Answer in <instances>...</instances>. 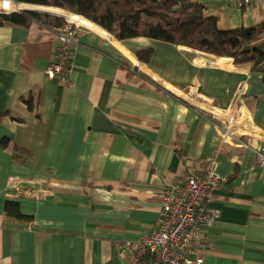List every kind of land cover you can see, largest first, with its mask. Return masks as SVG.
Returning <instances> with one entry per match:
<instances>
[{
  "label": "crops",
  "instance_id": "1",
  "mask_svg": "<svg viewBox=\"0 0 264 264\" xmlns=\"http://www.w3.org/2000/svg\"><path fill=\"white\" fill-rule=\"evenodd\" d=\"M197 1L223 30L264 21V0L243 8ZM98 28L106 34L74 29L71 66L59 82L45 74L56 31L0 25V264H126L117 243L156 229L161 187L210 167L228 180L204 204L218 213L202 227L210 244L203 264H264L261 73L230 57L143 36L118 40ZM147 48L149 60H138ZM242 86L236 108L246 123L228 115ZM6 199L32 221L6 219Z\"/></svg>",
  "mask_w": 264,
  "mask_h": 264
},
{
  "label": "trees",
  "instance_id": "2",
  "mask_svg": "<svg viewBox=\"0 0 264 264\" xmlns=\"http://www.w3.org/2000/svg\"><path fill=\"white\" fill-rule=\"evenodd\" d=\"M13 1L57 7L83 15L118 40L143 36L230 57L236 67L260 72L264 83V21L250 27L223 30L217 26L216 17L205 15L204 6L197 0ZM31 22L56 32L66 23L62 17L28 9L0 13V25L27 26ZM151 53L150 48L142 49L136 52V57L147 62ZM26 103L31 107L30 100ZM20 154L13 151L12 158L18 160ZM4 215L8 220L32 221V216L22 213L19 202L13 199L4 201Z\"/></svg>",
  "mask_w": 264,
  "mask_h": 264
},
{
  "label": "built area",
  "instance_id": "3",
  "mask_svg": "<svg viewBox=\"0 0 264 264\" xmlns=\"http://www.w3.org/2000/svg\"><path fill=\"white\" fill-rule=\"evenodd\" d=\"M252 1L254 0H227L228 4L237 8H243ZM19 4L13 0H0V11H18L21 7ZM67 14L69 13L63 12L62 15L66 17ZM79 27L92 28L68 19L56 32L59 46L46 68L48 79L66 81L72 58L70 48L76 43L74 29ZM242 93L243 86L239 88L233 109L228 114L230 121L239 117L243 121L248 120L244 110L236 108ZM225 138L223 133V139ZM257 161L264 163V153H257ZM227 180V176L218 174L210 167L205 173L190 170L183 174L180 181L163 185L160 189L162 207L156 220V229L136 240L117 243L120 253L127 257L126 264H203L201 251L208 250L210 244L202 227L209 226L218 213L215 210L208 214L204 204L210 198L211 191Z\"/></svg>",
  "mask_w": 264,
  "mask_h": 264
},
{
  "label": "rangeland",
  "instance_id": "4",
  "mask_svg": "<svg viewBox=\"0 0 264 264\" xmlns=\"http://www.w3.org/2000/svg\"><path fill=\"white\" fill-rule=\"evenodd\" d=\"M18 3H22V4H24L23 6H21L19 9L21 10V9H25V8H29V7H32V6H35L36 4H28V3H23V2H18ZM40 7V8H36L37 10H41V7L42 8H49L50 9V11H51V13H49V14H53V15H56V16H59V17H62L64 20H65V22H66V20H68L66 17H63V12H67V13H71V14H77V13H73V12H71V11H69V10H66V9H61V8H57V7H50V6H47V7H44V6H41V5H36V7ZM51 9H56V11L54 10V11H52ZM35 10V9H34ZM61 11H63V12H61ZM54 12V13H53ZM0 13H1V11H0ZM77 15H79V16H81L82 18H84V19H86V20H89V19H87L86 17H84L83 15H80V14H77ZM89 21H91V20H89ZM95 26H98L97 24H95L93 21H91ZM98 27H100V26H98Z\"/></svg>",
  "mask_w": 264,
  "mask_h": 264
},
{
  "label": "bare ground",
  "instance_id": "5",
  "mask_svg": "<svg viewBox=\"0 0 264 264\" xmlns=\"http://www.w3.org/2000/svg\"><path fill=\"white\" fill-rule=\"evenodd\" d=\"M24 4H19V6H23ZM42 8V7H41ZM45 9H47V10H50L49 8H45ZM52 11H56V9H51ZM66 18L67 19H70V20H74V21H76V22H79V23H81V24H84V25H87V26H90V27H92V28H94V29H96V30H99V28L97 27V26H95L91 21H89V20H85L84 18H82L81 16H75L74 14H67L66 15ZM99 31H101V32H103V33H105L104 31H102V30H99ZM106 34V33H105Z\"/></svg>",
  "mask_w": 264,
  "mask_h": 264
},
{
  "label": "water",
  "instance_id": "6",
  "mask_svg": "<svg viewBox=\"0 0 264 264\" xmlns=\"http://www.w3.org/2000/svg\"><path fill=\"white\" fill-rule=\"evenodd\" d=\"M45 7V6H44ZM36 8H40L39 6L36 7L35 6H32V7H29V8H25V9H28V10H32V11H38V12H45V13H51L50 10H47V9H44V8H41V10H37ZM35 9V10H34ZM19 11V10H18ZM18 11H15V12H18ZM54 13V12H53Z\"/></svg>",
  "mask_w": 264,
  "mask_h": 264
}]
</instances>
